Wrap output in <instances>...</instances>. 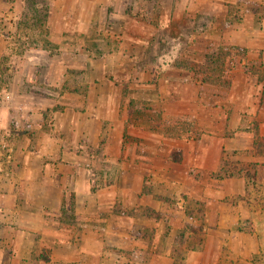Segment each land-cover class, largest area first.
<instances>
[{
  "label": "rangeland",
  "instance_id": "rangeland-1",
  "mask_svg": "<svg viewBox=\"0 0 264 264\" xmlns=\"http://www.w3.org/2000/svg\"><path fill=\"white\" fill-rule=\"evenodd\" d=\"M263 18L264 0H0V115L12 116L0 129V183L15 178L28 196L30 180L21 176L39 177L28 168L22 174L16 149H76L83 167L76 191L89 190L98 214L91 232H75L84 244L80 264L98 259L96 247H104L99 257L111 256L107 264H186L190 254L193 264H219L222 256L264 264V146L257 143L264 118L256 117L264 106H246L249 92L240 88L247 77L264 80V49L226 40L233 27ZM234 46L248 52L226 73L230 85L202 84L184 66ZM209 135L220 138L216 154L207 152ZM238 161L256 164L255 184L222 171ZM73 184L69 177L64 194L74 199ZM216 199L236 206L239 221L219 227ZM17 206L39 211L24 200ZM63 212L70 223L87 221L73 203ZM1 213L10 225L0 235V264H21L15 216L3 206ZM121 214L143 216L142 228L128 231L142 246L125 249L114 235ZM27 254L22 264H39L49 251Z\"/></svg>",
  "mask_w": 264,
  "mask_h": 264
},
{
  "label": "crops",
  "instance_id": "crops-1",
  "mask_svg": "<svg viewBox=\"0 0 264 264\" xmlns=\"http://www.w3.org/2000/svg\"><path fill=\"white\" fill-rule=\"evenodd\" d=\"M235 1L236 0H231L233 3ZM250 13H253V15L256 17V12L251 11ZM258 24L256 23V20H254L250 21L247 25L233 27L230 30L231 34L227 36V42L229 41L234 45H243L248 49H264V18L263 21ZM244 26L246 27L244 28ZM246 79L247 80H245L244 84L240 85V88L243 87V91L244 89H247L249 92L248 102L251 105L248 104L246 106H251L253 108L264 106L262 96L260 95L262 92H264V80L259 81V78H257V81H252L249 77ZM235 86L237 88V94H239L238 85H234V87ZM243 95L244 94H242V98ZM237 101L240 102L239 100ZM236 107L240 109V105L239 107L236 105ZM238 109H236L234 113L235 121H238L240 117V112ZM256 117L264 118V112L259 114L257 113ZM11 119L12 116L9 118V121H6L4 116L1 117L0 115V129L5 127L9 128ZM261 133L264 135V120L261 122ZM204 141L208 144V146H210L209 150L207 149V152H210V154L215 153V149L219 144L218 142L220 141V138L215 135H209V137H206ZM54 155L57 157V159H55L54 162H51L48 158ZM61 155L64 156V158H61L60 160L58 157ZM79 155L80 154L76 149H67L61 147H57L55 152L46 149H41L38 151L16 149L15 156H21L22 158V174L24 173V170H27L28 168L30 172L39 175V177L36 178V182L33 181L32 177L30 176H21V180H30L27 182V184H29L27 187L31 188L27 190L28 196H24L25 192L19 189L21 184L20 182H17L15 178H10L8 182L4 181L0 183V211L1 207L3 206L4 209H9V211H11V213L15 216L14 220L11 219L12 217L9 218L15 222L14 223L11 221L13 228L17 229L19 232L20 239L17 240L18 243L13 242L12 245L15 249H17V252L21 253L20 256L18 255V259L20 260L21 264L23 262L27 263V260H29L27 253L30 255L36 254V256H39V252H42L44 248L48 249L49 255L47 254L46 258L38 259L39 264H80L79 253L82 252L84 244H80L77 241L78 238H74V236L77 235L75 232L76 230H88L91 232V216L95 218L98 214H94V212L91 213V194L89 193V190H86V195L80 194L79 191H76L80 187L78 185L81 183L80 180L78 181L79 176L76 174V172L79 173L80 169L83 168L82 164L79 162ZM65 156H72V159L69 163L64 162L66 161ZM217 159H219V157H217ZM19 160H21L20 157ZM36 160L37 162H35ZM219 162L220 161L217 160V165ZM14 167L15 166H13L12 169L13 171ZM69 177H71V180L74 181L73 188L77 193L74 199L73 197H69L68 195L64 194L65 182L68 183ZM22 182L24 181H21V183ZM88 183V178L83 181V186L86 189L89 188ZM238 188L237 189L241 193H244L245 180L242 181L241 178L239 179ZM233 190L236 191L235 187ZM23 200L28 205H38L37 209H39V211L33 212L32 210H25L24 207L21 208L17 206L19 203H22ZM219 200L216 199V202L223 204L219 205L217 203L214 208L216 212L214 215L216 216V219L220 220L219 227L226 228L228 226V222L232 224L238 222L241 217L239 216V213L237 214L236 206L224 207V202L221 201L222 199ZM70 203L74 204L76 214L84 220H87L85 224H80L78 226L76 223H70L69 221L64 220L63 207L65 204ZM84 205L88 206L84 208ZM211 212L214 213V211ZM141 215H143V213ZM211 215L212 213L207 214V221L208 218L210 219ZM2 216L4 217V214H2ZM243 216L245 215L243 214ZM3 217L0 219V228L3 227L0 230V235L2 236V230L6 229L7 225H10V221H8L6 217ZM138 217L141 218L143 216L140 217V215H138ZM138 217L134 218L128 214H121L118 217L119 222L116 226L119 227L120 232H114V235L120 236V239L123 242L122 247L125 249L132 248L130 245L132 243L133 247L142 246V241L140 240L142 239L141 237L133 239L128 237L129 230H132L133 228H135V230L142 228L143 222L140 223L139 221L141 220L138 221ZM111 219H106L107 227L105 226V230L109 234H113L112 228L116 227L110 221ZM94 220L95 219H93V222H95ZM96 220L101 221V219ZM154 225L155 224L153 223L152 226ZM202 232L204 236L207 235L205 228ZM215 235L219 236L223 235V233L222 231H218L215 233ZM88 236L89 235H86L85 237L87 238ZM100 244L103 245V241ZM103 248L104 247H96L93 249V251H91L98 255V259L94 257L95 261H93L91 257V264H107L111 262L110 255H107L106 258L99 257L101 256V251ZM193 251L195 252L196 250ZM99 252L100 255L98 254ZM191 256L192 254H190L186 264L194 263ZM134 264H139V262L134 261ZM140 264L143 263L140 262Z\"/></svg>",
  "mask_w": 264,
  "mask_h": 264
},
{
  "label": "trees",
  "instance_id": "trees-1",
  "mask_svg": "<svg viewBox=\"0 0 264 264\" xmlns=\"http://www.w3.org/2000/svg\"><path fill=\"white\" fill-rule=\"evenodd\" d=\"M221 49L222 50L220 52L213 50L211 53H207L205 60H188L184 66L190 74L194 75L196 78H200L199 81L202 84H220L218 83V80L221 79V81L224 80L227 85H230L232 81L229 77H227L226 73L229 74L231 70L236 68L239 64V59L241 57L243 59L246 56L248 49L238 46H234L233 48L230 47L229 50H224L223 48ZM257 143L258 145H262V147L264 146V135H258ZM222 171H224L227 176H231L233 174L245 176L254 184L256 183L259 174V170H257L255 163L253 164L251 162L240 161L230 163L227 167L223 166ZM150 212L156 213L158 211L152 210ZM225 255L227 254L225 253ZM228 262L229 260L222 256L219 264H229ZM230 264H236V262L232 260Z\"/></svg>",
  "mask_w": 264,
  "mask_h": 264
}]
</instances>
